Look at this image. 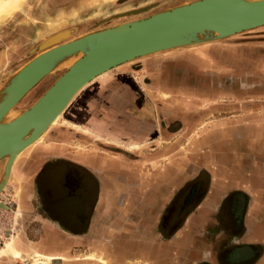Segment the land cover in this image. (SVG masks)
Segmentation results:
<instances>
[{
	"label": "crops",
	"instance_id": "obj_1",
	"mask_svg": "<svg viewBox=\"0 0 264 264\" xmlns=\"http://www.w3.org/2000/svg\"><path fill=\"white\" fill-rule=\"evenodd\" d=\"M255 37L264 33L196 47L204 56L221 49L215 72L188 49L196 71L180 85L184 69L161 70L180 68L169 61L183 55L171 51L82 88L11 171L14 210L29 224L12 234L21 255L50 256L44 264H264V39ZM80 170L98 181L88 200ZM75 252L82 263L66 261Z\"/></svg>",
	"mask_w": 264,
	"mask_h": 264
},
{
	"label": "water",
	"instance_id": "obj_2",
	"mask_svg": "<svg viewBox=\"0 0 264 264\" xmlns=\"http://www.w3.org/2000/svg\"><path fill=\"white\" fill-rule=\"evenodd\" d=\"M142 9L147 7L136 11ZM262 26L264 0H191L54 45L52 37L42 41L34 48L35 54L0 84V120L9 110L12 115L0 121V161L5 157L0 191L15 155L43 135L72 98L97 77L142 56L216 42ZM69 32L63 31L62 39ZM77 52V59L64 66V60ZM59 69V75L33 102L12 110L41 79Z\"/></svg>",
	"mask_w": 264,
	"mask_h": 264
},
{
	"label": "rangeland",
	"instance_id": "obj_3",
	"mask_svg": "<svg viewBox=\"0 0 264 264\" xmlns=\"http://www.w3.org/2000/svg\"><path fill=\"white\" fill-rule=\"evenodd\" d=\"M185 1L191 0H23L21 6L17 11H15V13H13V15L0 22V53H2L4 61V64L0 70V77L2 78V82L6 77L12 74L17 68H19L23 63L31 58L33 54H35V52L33 51L34 48L49 37H52L51 45H54L56 43L63 42L73 37L85 34L89 31L143 17L153 12L178 5ZM144 7H147V9L144 11L128 13L130 11H136V9L138 10ZM66 30L70 31L69 35L65 39H62V32ZM262 33H264V27L243 32L241 34L219 41H221V44L241 42L248 40L250 37L262 35ZM255 38L264 39L260 37ZM198 46L199 45L182 48L181 50H172L174 51L173 53H179V55H183L178 56V58L174 61H169L170 63L173 62L175 66H178L180 68L174 69V66L172 67L167 64V69L163 65V68L161 70L166 72L163 73V77L167 76V70L175 72L181 71L182 73V70L184 69L182 75L179 76L176 81H174L175 84L178 83L180 85L182 84V80L180 79L183 75H186V71H190V73L196 71V67L194 66L196 60L192 59L193 57L188 52V49L195 51L196 58H202V61H210L211 67L206 68L208 71H218L216 69L220 68L214 67L211 60H215L217 59V57H219L221 49L212 46L210 52H208L209 54L204 56L200 52V50L196 48ZM169 53H171V51L161 52L155 54L156 56L151 57H163ZM244 54L248 55L249 57H255L251 53L247 54V52H244ZM141 61V59L134 60L130 64L135 65L137 63H140ZM248 61L249 63L251 62L250 59ZM181 63L185 66V68L184 66L181 67ZM243 65L247 68V71L251 69V65L245 63H243ZM186 66H188L189 69H186ZM224 66L225 65L222 66V69H224ZM60 72L61 69L55 70L54 72L46 75L43 79H41L35 85L36 87H33L22 98V100L17 103L14 110L27 107L53 81V79L59 75ZM261 72L264 73V68H261ZM143 74L145 75L146 73ZM146 75L148 77V74ZM162 92L167 93L165 91ZM168 96L169 98L165 99H171L169 94ZM58 123L59 122H57L56 124ZM56 124L52 125L50 129L56 127ZM2 166L3 163L0 168V173L2 170ZM79 172L81 174L80 176L78 175V179H80V183H82L84 186L86 184L85 189H87L86 194H84V200H88L90 199L91 195H96V193H94V183L96 184V182L98 181H96L94 177L92 178L90 176H87V174L82 173V170H80ZM53 180L51 183L56 184L58 182V177L57 182L56 180ZM11 181L12 179L10 177L8 183L0 193V203L4 207H6H0V248H3V246L5 247L3 248L1 253L2 256L7 258L8 262L11 264H31L32 262L30 258L32 256H21L23 260V262H21L12 254H9L11 253V251L6 249L7 243L13 245L14 243L16 244L15 238L12 234L19 232L22 233L29 227V224L27 222L21 220V214H18L14 210L13 206L15 202V189L13 188V186H10ZM66 188L68 189L70 187L66 186ZM113 197V199H115V195ZM72 201H74V198H72ZM80 202L84 201L80 200ZM2 256L0 255V258ZM80 257L81 256L77 254L71 255L70 257H67L66 261L82 263L83 261H79ZM45 261L46 262L44 263L50 262V260L47 259ZM94 263H96V261Z\"/></svg>",
	"mask_w": 264,
	"mask_h": 264
},
{
	"label": "bare ground",
	"instance_id": "obj_4",
	"mask_svg": "<svg viewBox=\"0 0 264 264\" xmlns=\"http://www.w3.org/2000/svg\"><path fill=\"white\" fill-rule=\"evenodd\" d=\"M245 1H252V0H245ZM23 2V0H0V22H2V21H4L6 18H8V17H10L11 15H13V13H15V11H17L18 9H19V7L21 6V3ZM137 12V11H136ZM263 27V26H262ZM259 28H261V27H259ZM252 30H254V29H252ZM249 31H251V30H249ZM207 32H209V33H211L212 35H216V33L214 32V31H207ZM245 32H247V31H245ZM243 33V32H242ZM239 34H241V33H239ZM235 35H238V34H235ZM235 35H232V36H235ZM232 36H229V37H232ZM229 37H226V38H229ZM224 39V38H223ZM192 46H197V45H191V46H186V47H183V48H187V47H192ZM179 49H182V48H179ZM173 50V49H172ZM172 50H167V51H172ZM162 52H166V51H162ZM158 53H161V52H157V53H154V54H151V55H155V54H158ZM80 55V53L79 52H77L76 53V56L74 55V56H71V57H69V58H67V59H65L64 60V62H63V65L64 66H69V65H71V63H73L76 59H77V57ZM147 56H149V55H147ZM144 57H146V56H142V57H140V58H137V59H141V58H144ZM136 59V60H137ZM134 61V60H133ZM132 62V61H131ZM127 63H130V62H126V63H124V64H127ZM124 64H122V65H124ZM122 65H120V66H122ZM120 66H118V67H120ZM118 67H116V68H118ZM116 68H114V69H116ZM113 69V70H114ZM102 76V75H101ZM100 77V76H99ZM99 77H97V78H99ZM96 78V79H97ZM34 87H36V86H34ZM29 92V91H28ZM27 92V93H28ZM33 93V92H32ZM162 97H164V98H169V96H168V94L167 93H163V92H161V94H160ZM28 97V96H27ZM22 100V99H21ZM24 100V99H23ZM15 107H13L12 108V110L14 109ZM10 111L11 110H9L2 118H1V122L2 121H8V120H10L11 118H12V115H11V113H10ZM59 116L60 115H57L52 121H51V123H50V127L52 126V125H54V124H56L57 122H58V120H59ZM49 127V128H50ZM48 128V129H49ZM45 133V132H44ZM44 133H43V135H44ZM43 135L42 134H40L34 141H32L29 145H27L26 147H24L23 149H21L16 155H15V157L13 158V160L11 161V163H10V165H9V169H8V174H7V178H6V181H5V185L2 187L3 189H4V187L6 186V184L8 183V181H9V179H10V174H11V171H12V169H13V166H15V163H16V161H17V159H18V157L24 152V151H26L27 149H30L32 146H34V145H36V144H39L40 142H41V139H42V137H43ZM5 160V157H3V161ZM1 162V161H0ZM2 169H3V166H2ZM12 178V177H11ZM2 189V190H3ZM1 190V191H2ZM1 191H0V193H1ZM1 203H0V207H1ZM5 248V247H4ZM6 249L7 250H9V251H11V254L14 256V257H16V258H18L21 262H23V260H22V255H21V252H20V250H18L17 249V244H15L14 243V245L13 244H10V243H7V245H6ZM41 252V251H40ZM48 254V253H47ZM53 255V254H52ZM30 256H32L30 259H31V264H43L44 262H46L45 260L47 259V260H51L52 258L49 256H45V255H43V254H41V253H34V254H30ZM90 258V257H89ZM92 259V258H91ZM99 260H100V262L101 261H103L104 262V260H105V257L104 256H100L99 257ZM89 262V261H88ZM108 262V261H107ZM25 264V263H24ZM28 264V263H27Z\"/></svg>",
	"mask_w": 264,
	"mask_h": 264
},
{
	"label": "flooded vegetation",
	"instance_id": "obj_5",
	"mask_svg": "<svg viewBox=\"0 0 264 264\" xmlns=\"http://www.w3.org/2000/svg\"><path fill=\"white\" fill-rule=\"evenodd\" d=\"M141 9V8H140ZM137 10V9H136ZM142 11H144L143 9H142Z\"/></svg>",
	"mask_w": 264,
	"mask_h": 264
}]
</instances>
